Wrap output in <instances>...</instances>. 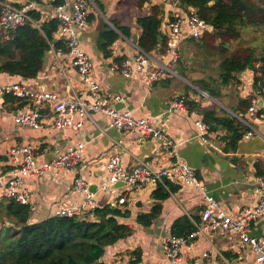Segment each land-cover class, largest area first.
Returning <instances> with one entry per match:
<instances>
[{"label": "crops", "instance_id": "crops-1", "mask_svg": "<svg viewBox=\"0 0 264 264\" xmlns=\"http://www.w3.org/2000/svg\"><path fill=\"white\" fill-rule=\"evenodd\" d=\"M8 1L20 4L26 2ZM71 1L69 0L70 3ZM99 1L104 7L102 15L109 22L112 19L117 20L130 29L129 37L119 33V38L111 45L112 57H104L96 44L97 34L106 22L101 14L93 13L89 25L78 31L80 45L92 60L93 76L101 85L102 96L109 98L113 108L128 110L133 117H155L172 143L163 146L148 140L142 141L143 135L140 132L110 127L106 114L99 112L92 113L90 118H80L82 123L79 126L72 124L58 129L54 126L56 113L49 102H43L39 106L38 128L18 126L14 116L26 104L21 108L6 109L3 102L4 92L1 89L3 85L17 83L33 91H55L63 98L83 96L88 99L86 93L80 94L79 75L71 67L69 57L65 53L56 54L53 46L46 53L43 67L36 77L23 78L20 75L1 72L0 155L6 156V159L0 161V167L11 166L9 149L25 143L34 146L38 164L49 160L54 155L52 151L55 148L65 151L70 146L83 144L82 161L75 170L48 171L24 179L29 201L34 206L31 220L37 221L58 215L60 209L65 206H83L86 197L73 188L75 176L84 180L89 188L96 187L92 192L96 206L115 203L122 194V188L113 190V186L108 184L106 163L111 155L118 156L126 172H130L139 164L166 166L182 159L196 171L208 193L228 212L236 214L241 207L254 204L256 195L253 187L260 176L256 173L255 164L259 162L262 165L260 169L264 168V102L260 103L255 111L245 112L252 134L239 141L235 152H224L222 145L215 138L216 134L206 135L207 139L196 137L198 128L195 122L200 119L198 114L186 109L173 111L168 108L174 96L185 90V78L175 71L174 75L160 78L148 89L139 73L122 75L119 64L113 60L115 57L134 55L136 49V39L141 30L136 25V19L140 15H133L135 9L131 8L130 0ZM131 1L138 8L136 1L139 3V0ZM38 5L42 18L47 19L53 15L52 2L41 0ZM153 5L162 9V32H166V21L170 17L183 14L176 2L166 0H144L141 5L143 14L149 13ZM240 80L238 97L254 95L252 71L241 72ZM114 94L122 96L123 101L110 100ZM195 99L198 100L199 97L195 96ZM8 105L13 107L9 103ZM169 147H172V150H169ZM172 185V191L164 200L153 197L156 186L137 189L128 196V204L122 206H126L130 211V216L125 221L132 227V233L109 246L104 259L102 258L104 261L121 257L127 260L128 264H168L164 255V244L172 234L174 222L188 220L195 225L202 207L200 192L186 186ZM156 205L161 206L159 213L149 225L136 222L138 213L150 212ZM249 229L251 235L264 238V218L251 223ZM180 264L257 263L251 250L237 237L212 232L197 236L191 245L184 246Z\"/></svg>", "mask_w": 264, "mask_h": 264}, {"label": "trees", "instance_id": "trees-1", "mask_svg": "<svg viewBox=\"0 0 264 264\" xmlns=\"http://www.w3.org/2000/svg\"><path fill=\"white\" fill-rule=\"evenodd\" d=\"M92 1L98 11L104 13L103 4L99 0ZM5 2L15 6L29 3L0 0V18L2 3ZM36 2L41 3V0ZM143 2L139 0L140 7ZM62 3L63 0H54L52 5ZM177 5L186 12L193 10L210 26L211 29L204 31L200 37H190L185 42L193 43L204 54L215 57L217 75L191 80L183 68L176 67V72L217 101L221 102L223 97L230 101L227 105L222 103L226 108L202 105L201 100L205 98L189 85H185L184 97H179L188 111L198 114L209 133L216 134L222 150L233 153L239 141L251 130L245 112L256 91L264 87V44L247 42L241 35L251 30L252 34L264 38V0H177ZM93 13L89 14V21ZM161 13L162 9L153 5L149 13L136 19V25L141 29L136 46L146 53H161L166 49L167 36L160 29ZM29 14L36 24L27 22L6 32L0 30V73L36 77L51 46L55 49L64 47L62 41L54 37L59 24L57 17L52 15L44 19L39 9L30 10ZM110 23L112 26L106 22L102 24L96 38L97 47L104 57H112L111 45L119 38V33L130 36L128 26L113 19ZM125 57L113 60L121 64ZM245 70L252 71L254 95L241 98L238 97L240 74ZM189 91L193 93L191 97ZM195 96L199 99L196 100ZM3 102L8 110L31 104L28 97L6 92ZM5 159L6 156L0 155V161ZM255 167L256 173L264 176L261 163H256ZM10 168L9 165L0 167V173ZM173 187L167 180L159 182L153 197L164 200ZM160 207L156 205L150 212L138 213L136 222L149 225ZM31 213L30 204L0 199V264H107L102 259L106 249L132 233V227L125 221L130 211L117 202L95 205L69 217L54 215L32 221ZM194 228L195 225L188 220H176L171 231L174 235L185 237Z\"/></svg>", "mask_w": 264, "mask_h": 264}, {"label": "built area", "instance_id": "built-area-1", "mask_svg": "<svg viewBox=\"0 0 264 264\" xmlns=\"http://www.w3.org/2000/svg\"><path fill=\"white\" fill-rule=\"evenodd\" d=\"M53 2L54 0H48ZM172 2L177 0H166ZM38 3H28L23 6H15L11 3H2L3 10L0 18V30L8 31L27 22L34 23L29 11L39 9ZM71 4V6H70ZM70 6V8H69ZM53 15L57 17L59 24L55 31V39L61 40L63 48H53L56 54L65 53L70 60L71 67L79 75L81 85L80 94L86 93L88 99L83 96L63 98L55 91H33L22 84L3 85V92L12 93L18 97H28L31 104H26L14 116V121L22 127H39V106L43 102L53 105L56 113L54 126L63 129L72 124L81 125L80 118L91 117L92 113H104L109 119V126L122 131H137L143 137L157 145H169L172 140L164 132L160 123L154 117H133L128 110H118L111 106L109 98L102 96L101 85L93 76L92 60L81 47L78 31L89 25V14L95 12L92 0H63L60 5H52ZM96 9V8H95ZM36 24V23H34ZM210 26L199 18L193 10L184 11L183 14H174L166 21L167 44L164 52L146 53L135 46L134 55L127 56L118 68L122 75L130 76L137 72L141 75L144 85L151 89L153 83L167 75H174L173 66L177 63L180 55V45L190 37L198 38L201 34L210 30ZM261 98L264 102V87L256 91L249 112L257 109V101ZM110 100L121 102L123 97L114 94ZM170 110L186 109L187 107L179 96H174L170 102ZM198 133L196 137L209 135L208 127L201 118L195 122ZM248 124V123H247ZM252 134V129L243 137ZM83 144L68 147L65 151L53 149L54 155L41 164L37 163L35 148L29 143L15 146L9 149L8 156L11 168L0 173V199H12L22 204H30L31 211L34 206L29 201V194L24 186L26 177L42 175L48 171L61 169L75 170L82 161ZM109 175L108 184L122 181V194L117 198L120 205L128 204V196L137 189L146 186H157L159 182L167 180L171 184L186 186L197 190L201 194L202 207L195 228L185 237L170 234L164 244L165 260L168 264H180L181 251L186 245H191L197 236H203L212 232H219L237 237L254 256L257 264H264V238L250 234L251 223L264 218V176H258L253 187L256 201L252 205L240 208L238 213L228 212L221 203L208 193L203 182L198 178L196 171L182 159H177L166 166H149L139 164L130 172H126L116 155H111L106 163ZM73 188L84 194L86 202L81 207L65 206L60 209L58 215L73 216L85 210L95 207L93 193L89 191L88 184L79 176L73 180ZM107 264H128L121 257H115Z\"/></svg>", "mask_w": 264, "mask_h": 264}, {"label": "rangeland", "instance_id": "rangeland-1", "mask_svg": "<svg viewBox=\"0 0 264 264\" xmlns=\"http://www.w3.org/2000/svg\"><path fill=\"white\" fill-rule=\"evenodd\" d=\"M27 1V0H26ZM93 2V1H92ZM174 2V1H173ZM176 2V1H175ZM25 3V2H24ZM138 8L134 5V2L130 0L131 8L135 9V12H133L134 16L137 15H143V8L139 6L138 1H136ZM93 5L95 6L94 2ZM96 8V9H95ZM94 11L96 14H102L101 12L98 11L97 7L95 6ZM127 14V13H124ZM247 42L252 41L254 43H259L260 45L264 44V38L261 36H258L256 34H252L251 30L244 31L241 34ZM131 44H133L132 41H130ZM153 54L157 56V52H152ZM176 65V66H175ZM173 66L174 70L176 71V67H181L185 70V73L188 75V78L193 80L196 78H201V77H207L209 75L216 76L217 75V66L215 62V57L208 56L204 54L202 51H200L198 48H195V45L190 42H182V45H180V55L177 63ZM174 77V76H173ZM187 83L190 84L189 86L192 87V89L196 90L201 94V90L198 91V89L188 80L184 79ZM185 90L179 92V94H176L178 96L184 97ZM189 94H192V92L189 91ZM207 94V93H206ZM183 95V96H182ZM203 95V94H201ZM208 95V94H207ZM190 96V95H189ZM209 96V95H208ZM191 97V96H190ZM205 98L202 101V105L208 106V107H213V106H219V107H224L226 108L222 103L224 104H229L230 99L226 98L222 99V101H217L214 98H208L203 95ZM149 141V139H147Z\"/></svg>", "mask_w": 264, "mask_h": 264}, {"label": "water", "instance_id": "water-1", "mask_svg": "<svg viewBox=\"0 0 264 264\" xmlns=\"http://www.w3.org/2000/svg\"><path fill=\"white\" fill-rule=\"evenodd\" d=\"M28 2H30V3H37L36 2V0H27ZM37 6L38 7H40L38 4H37ZM102 15V14H101ZM103 16V15H102ZM103 18L105 19V21L110 25V26H112V24L103 16ZM118 32V31H117ZM198 91H200V90H198ZM201 92V94H203L204 96H206V97H208V98H211L210 96H208L205 92H203V91H200ZM263 101H262V99L260 98V99H258V101H257V106H260V103H262ZM236 116V115H235ZM146 139L143 137L142 138V141H145ZM169 150H172V147H169ZM111 186H113V190L114 189H120V188H122L123 186H124V183L122 182V181H117V182H115V183H112L111 184ZM96 190V187L95 186H91L90 188H89V191L90 192H94ZM103 259H104V257H103Z\"/></svg>", "mask_w": 264, "mask_h": 264}]
</instances>
